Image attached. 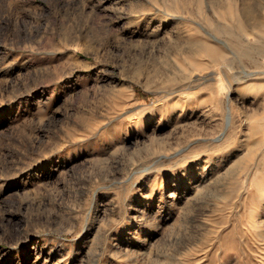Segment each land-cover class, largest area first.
I'll return each mask as SVG.
<instances>
[{
	"label": "rangeland",
	"instance_id": "374dc122",
	"mask_svg": "<svg viewBox=\"0 0 264 264\" xmlns=\"http://www.w3.org/2000/svg\"><path fill=\"white\" fill-rule=\"evenodd\" d=\"M0 264H264V0H0Z\"/></svg>",
	"mask_w": 264,
	"mask_h": 264
}]
</instances>
